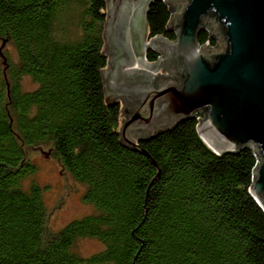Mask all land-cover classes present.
I'll list each match as a JSON object with an SVG mask.
<instances>
[{
  "label": "trees",
  "instance_id": "trees-1",
  "mask_svg": "<svg viewBox=\"0 0 264 264\" xmlns=\"http://www.w3.org/2000/svg\"><path fill=\"white\" fill-rule=\"evenodd\" d=\"M169 15L150 4L149 37L175 38ZM104 20V0H0V264H264L252 150L216 155L187 118L139 141L160 168L150 183L153 163L118 141L119 103H103L99 71ZM37 150L85 186L91 213L49 227ZM84 237L101 249L80 254Z\"/></svg>",
  "mask_w": 264,
  "mask_h": 264
},
{
  "label": "water",
  "instance_id": "water-1",
  "mask_svg": "<svg viewBox=\"0 0 264 264\" xmlns=\"http://www.w3.org/2000/svg\"><path fill=\"white\" fill-rule=\"evenodd\" d=\"M153 1L104 0L103 103H119L111 130L153 163L151 183L160 168L139 141L197 118L194 132L212 153L252 150L248 192L264 212V0H163L174 39L147 34Z\"/></svg>",
  "mask_w": 264,
  "mask_h": 264
},
{
  "label": "rangeland",
  "instance_id": "rangeland-1",
  "mask_svg": "<svg viewBox=\"0 0 264 264\" xmlns=\"http://www.w3.org/2000/svg\"><path fill=\"white\" fill-rule=\"evenodd\" d=\"M212 39L214 43L208 44L210 46L216 42L215 37ZM10 50L12 55H15L12 47H10ZM158 72L162 71L159 69ZM23 82L26 87L33 85L26 77ZM43 150L46 151L47 147ZM32 157L37 165L34 177L40 184L45 186L44 200L47 205L48 224L51 229H58L70 219L91 213L94 210L93 206L83 199L85 186L62 169L55 158L46 155L41 150L34 151ZM101 247V243L91 237L79 238L74 244L75 250L82 255L92 254L100 250Z\"/></svg>",
  "mask_w": 264,
  "mask_h": 264
}]
</instances>
